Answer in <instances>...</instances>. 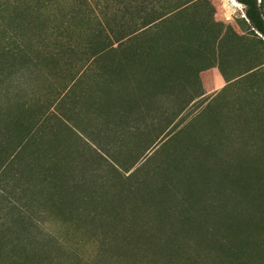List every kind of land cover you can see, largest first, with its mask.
Here are the masks:
<instances>
[{"label":"rangeland","instance_id":"1","mask_svg":"<svg viewBox=\"0 0 264 264\" xmlns=\"http://www.w3.org/2000/svg\"><path fill=\"white\" fill-rule=\"evenodd\" d=\"M12 1L0 0V50L14 55L0 59L1 117L16 113L25 124L46 122L43 143L52 145L53 153L58 147L57 157L63 155V161L58 163L61 170L49 188L51 196L46 202L47 189L30 173L29 149L6 159L5 169L0 172V232L9 242L25 245L33 258L26 264H183L179 255L170 259L166 248L150 247L148 242H155L166 226L158 229L153 216H139L136 209L135 219L132 218L130 210L139 208L141 202L130 192L135 195L138 190L148 193L155 189L168 164L178 165V172L185 174L181 162L189 163L192 155L182 157L180 150L187 139L172 138L212 103L226 84L219 69L214 66L200 70L197 84H186L169 93L148 95L145 88H134L131 96L138 102L137 120L129 125L114 121L105 125L101 112L115 100L110 91L101 93L97 89L107 88L101 72L119 56L111 48L125 46V42L118 45L115 36L138 24L143 12L137 11L136 5L149 2L150 8L157 7L158 2L173 4L174 0H19V6L30 3L39 8L17 22L9 20ZM201 9L203 13L198 16L207 15L225 31L253 38L245 22L246 7L237 0H203ZM99 42L109 52L92 59L93 50L102 47ZM24 55L28 58L24 59ZM233 60L239 64L246 59ZM249 84L247 81L230 90L219 104L226 112L237 114L234 119H243L247 113V120L264 129V111H259V116L253 112L258 106L254 104L256 97L247 94ZM118 86L128 89L124 84ZM83 91L88 94L82 97ZM198 93L203 95L196 97ZM258 117L263 123L256 124ZM203 122L197 120L194 124L196 139L206 137ZM5 123L0 125V154L12 152V146L20 145L18 130L5 128ZM240 144L243 143L233 134L225 149L229 152L234 146L242 147ZM243 149L264 159L262 142L250 150ZM105 150L114 154L117 161L104 154ZM177 189L183 191L181 187ZM211 196L202 200L210 203ZM104 198L121 211L128 229L102 218ZM176 203L180 204V199ZM176 203L171 202L168 207L172 212ZM227 208L231 205L227 204L224 209ZM179 218V214L172 213L167 226H178ZM195 224L193 220L192 225ZM198 225L199 222L195 228L198 232L190 236L182 233L176 239V247L185 255L195 257V237L201 234ZM0 264L11 263L5 259Z\"/></svg>","mask_w":264,"mask_h":264},{"label":"trees","instance_id":"2","mask_svg":"<svg viewBox=\"0 0 264 264\" xmlns=\"http://www.w3.org/2000/svg\"><path fill=\"white\" fill-rule=\"evenodd\" d=\"M237 1L246 7L245 22L253 38L247 34L225 31L207 15L198 16L200 12L203 13V0H174L173 4L165 1L164 5L158 2L157 7L153 5L150 8L149 2L141 7V4L136 5L137 11L143 12L142 18L131 30L116 34L115 42L118 45L125 42V46L111 48L119 52V56L101 72L105 75L103 86L107 88L97 89L101 93L110 91L115 100L113 104H108L110 108H104L101 112L104 124L114 121L116 124L129 125L139 117L136 112L138 102L131 96L134 88H145L148 95L169 93L186 84H197L200 70L214 66L225 79L226 84L213 97L212 103L184 124L172 138L174 141L187 139L180 150L182 157L192 155L189 163L181 162L185 174L178 172V165L170 167L168 164L163 168L161 181L155 189L148 193L133 191L135 195L130 192L141 202L139 208L130 210L132 218L135 219L136 209L139 216L145 213L153 216L158 229L166 226L155 242H148L150 247L166 248L170 259H173L174 254L179 255L184 259L183 264H264V159L261 160L259 154L250 150L251 146H258V141L264 147V129L247 120V113L243 119L241 114L239 119H234L237 114L226 112L219 104L226 98L227 92L248 81L251 85L247 88V94L253 99L256 97L257 102L254 104L258 106L253 112L259 116V111H264V0ZM37 8L30 3L22 7L19 6V0H13L9 20L17 22L19 18L24 19ZM236 45H239L238 49L233 51ZM99 46H102L100 42ZM108 52L107 47L102 46L93 50L92 59ZM6 53L0 50V59L11 55ZM23 58L28 56L24 55ZM235 58L248 60L239 65L234 64ZM200 59L203 61H197ZM119 84H124L128 89H121ZM86 94L83 91L81 96ZM201 95L203 93H198L196 97ZM1 114L0 125L5 121V128L17 129L20 145L12 146V152L5 154L3 151L0 154V172L4 171L8 157L21 155L29 149L30 173L36 175L45 191L47 189L44 199L48 202L51 196L49 188L57 177V171L61 170L58 163L63 161V155L57 157L58 147L53 153L50 149L52 145L43 143L46 122L25 124L16 113L6 114L7 119ZM260 119H255L256 124H259ZM197 120L204 121L202 126L207 130L206 137H193L192 131ZM233 134L243 144H240V148L234 146L228 152L225 146ZM243 148L250 151L243 152L246 150ZM107 153L105 150L104 154L117 161L114 154ZM209 161L213 163L210 166L206 165ZM179 187L183 191L178 190ZM210 195V203L202 200L208 199L206 197ZM179 199L181 203L177 204ZM57 200L62 201L61 198ZM103 201L102 218L109 219L114 226L117 222L128 229L121 211L106 198ZM171 202L176 203L173 212L168 208ZM227 204L231 205L230 209H224ZM55 208L61 212L59 206ZM222 211L225 214H221ZM172 213L179 214L178 226L177 223L167 226ZM193 220L195 226L192 225ZM198 222L201 234L195 237L196 254L192 257L177 248L175 242L182 233L190 236L198 232L195 229ZM204 222L213 225L210 227ZM221 230L224 232L220 233ZM144 233L141 231V234ZM7 242L9 239H5L0 232V260L8 259L11 264L32 261L24 244ZM118 242V247H121V241Z\"/></svg>","mask_w":264,"mask_h":264}]
</instances>
